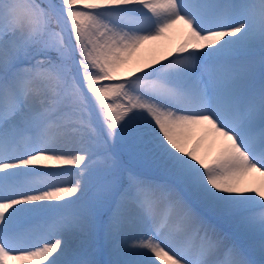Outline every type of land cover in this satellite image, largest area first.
I'll return each mask as SVG.
<instances>
[{
  "label": "snow or ice",
  "instance_id": "6c2138e0",
  "mask_svg": "<svg viewBox=\"0 0 264 264\" xmlns=\"http://www.w3.org/2000/svg\"><path fill=\"white\" fill-rule=\"evenodd\" d=\"M158 262L264 264V0H0V264Z\"/></svg>",
  "mask_w": 264,
  "mask_h": 264
},
{
  "label": "bare ground",
  "instance_id": "6f19581e",
  "mask_svg": "<svg viewBox=\"0 0 264 264\" xmlns=\"http://www.w3.org/2000/svg\"><path fill=\"white\" fill-rule=\"evenodd\" d=\"M172 37V38H171ZM172 39V41L168 40ZM187 38V29L186 26L182 24H178L174 26L172 29L168 30L166 35L162 37L159 41L151 42L149 44H146L138 54V56L141 59H151L152 57H160L164 53H166L169 50H174L176 47H178L185 39ZM198 131V130H197ZM199 132H201V137L195 139V136L192 139V144H196L203 136L206 135L205 131L203 129H199ZM208 143L211 142V138L209 137ZM212 155H215V149L212 151ZM259 180L258 174H252L245 178L244 183H254ZM64 186V185H62ZM225 228H228L229 225L225 224ZM104 258V257H101ZM159 264V262H158Z\"/></svg>",
  "mask_w": 264,
  "mask_h": 264
},
{
  "label": "rangeland",
  "instance_id": "374dc122",
  "mask_svg": "<svg viewBox=\"0 0 264 264\" xmlns=\"http://www.w3.org/2000/svg\"><path fill=\"white\" fill-rule=\"evenodd\" d=\"M168 40L172 41V39H169V38H168ZM199 136L201 137V132H199V130H198L196 133L195 139L199 138Z\"/></svg>",
  "mask_w": 264,
  "mask_h": 264
}]
</instances>
